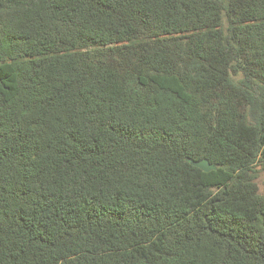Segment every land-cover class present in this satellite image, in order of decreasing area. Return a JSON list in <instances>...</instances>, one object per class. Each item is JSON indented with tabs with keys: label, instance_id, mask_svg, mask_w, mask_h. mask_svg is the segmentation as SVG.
<instances>
[{
	"label": "trees",
	"instance_id": "16d2710c",
	"mask_svg": "<svg viewBox=\"0 0 264 264\" xmlns=\"http://www.w3.org/2000/svg\"><path fill=\"white\" fill-rule=\"evenodd\" d=\"M258 170L264 0H0V264H264Z\"/></svg>",
	"mask_w": 264,
	"mask_h": 264
},
{
	"label": "water",
	"instance_id": "95a60500",
	"mask_svg": "<svg viewBox=\"0 0 264 264\" xmlns=\"http://www.w3.org/2000/svg\"><path fill=\"white\" fill-rule=\"evenodd\" d=\"M191 166L201 170L204 173H209L211 171H215L216 167L214 165H210L207 160H199V161H190Z\"/></svg>",
	"mask_w": 264,
	"mask_h": 264
},
{
	"label": "rangeland",
	"instance_id": "374dc122",
	"mask_svg": "<svg viewBox=\"0 0 264 264\" xmlns=\"http://www.w3.org/2000/svg\"><path fill=\"white\" fill-rule=\"evenodd\" d=\"M257 169H259V168H257ZM255 183L258 187L259 193L264 194V173L263 172L258 170Z\"/></svg>",
	"mask_w": 264,
	"mask_h": 264
}]
</instances>
